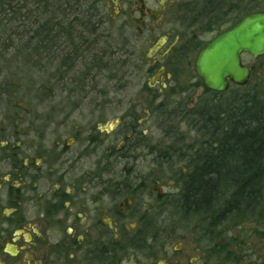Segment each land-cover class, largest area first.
I'll return each instance as SVG.
<instances>
[{"label": "flooded vegetation", "instance_id": "af4514ba", "mask_svg": "<svg viewBox=\"0 0 264 264\" xmlns=\"http://www.w3.org/2000/svg\"><path fill=\"white\" fill-rule=\"evenodd\" d=\"M96 1L106 5L105 12L113 11L112 24L121 20L118 39L126 46L150 44L141 60L129 56L149 78L142 89L147 97L138 103L148 108L145 118L135 113L111 120L121 121L111 132L100 130L111 121L88 130L73 123L84 101L55 99L50 89L34 91L38 103H48L36 113L32 107L7 112L0 120V264H264L261 200L240 212L198 216L183 182L160 184L131 174L144 162L154 169L168 162L184 165L177 167L182 170L195 165L179 162L189 154L175 156L164 148L172 142L164 129L173 116L162 113L171 105L194 107L204 88L191 68L190 55L199 48L192 42L196 35L189 36L193 28L174 29L175 0ZM186 36L192 39L188 44L182 41ZM50 42L44 53L59 59ZM248 67L253 76L255 68ZM61 68L68 70V64ZM190 68L194 81L181 82V73ZM7 92L1 91L0 99ZM145 120L159 124L160 141L141 129ZM177 187L178 192L165 191ZM239 213L246 215L242 225L225 222ZM190 218L196 220L192 227L185 223ZM198 218L207 226H199Z\"/></svg>", "mask_w": 264, "mask_h": 264}, {"label": "rangeland", "instance_id": "374dc122", "mask_svg": "<svg viewBox=\"0 0 264 264\" xmlns=\"http://www.w3.org/2000/svg\"><path fill=\"white\" fill-rule=\"evenodd\" d=\"M175 2L172 14V18L175 21L174 29L179 33L184 29L183 26H186L185 29L189 28V26V29L193 28V32H190L189 36L196 35L194 41L188 36L183 38L182 41L183 43L188 44L189 42H187V40L190 38L192 42L199 46V48L197 47L195 52L190 55L192 69H196L195 65L198 54L208 42H210L218 33L228 29L238 20L248 15L238 12L235 16L231 17L228 12L229 7L233 6L238 8V11L242 10L244 12V9L245 7L247 8L248 4L254 3L260 4V10H264V0H213L211 6L203 0H175ZM103 3H106V0H104ZM83 4H86L85 1H83ZM104 7H106V5L102 4V6L99 5L98 8L102 10ZM85 11H87V9L83 12ZM102 11L105 12V9ZM200 11L206 13L209 12V14L213 16L210 19L213 21V24L218 21V24L225 23L226 25L224 24V27L215 28L213 31H203L204 29H207L206 23H208V20H206V23L195 21L196 16ZM211 12H213V14ZM34 13L35 12H33V14ZM30 14V11L27 10L23 11L20 15H17L18 17H16L13 12H10V14L5 17L7 20L4 18H2L3 20H0V84H2V88L0 86V92L6 91V89L8 90L7 95L4 93V96L0 99V120L7 115V112L13 114L17 111V107H19L18 110H25V108L30 109V107H32V111L34 110L33 112L36 113L39 110L40 105L47 106L48 103H38L40 97L36 96L37 93L36 95L34 93L35 90L42 93L46 89V93H48V89H50L51 94L54 92L56 93L55 97L53 96L55 99L70 98L79 102L84 101L85 107H83V110H80V112L75 114L77 116L73 117V123L82 125L86 124L88 130L96 129L98 125H104L106 122L114 120L117 117H125L135 113L145 118L143 110L147 107H141L138 103L143 97H147V94L142 89L146 86L145 84L148 83L149 78L146 74L138 72L135 68V63H127L124 70H120L118 64L122 65L123 62L127 60L126 57L128 54L130 55L132 53L138 55L136 61L141 60L145 50H147L150 44L145 40L141 41L137 47H135V50L130 48L129 45L126 46L120 38L118 39V33H120L121 30L117 27H120L121 20L114 24H112L111 21H106V23H103L99 27V36H102L99 45L93 43V40L95 39H88V41H86L85 39H80V37L77 38L76 35L72 37L76 44L79 41L78 44L81 45V51L83 53L80 50H77V53L81 52L84 56L83 58L76 59L67 58L68 60H66V63L68 64V70L64 71L61 68L64 65L62 58L53 59L49 57L48 54L44 53L45 50H41V47L40 50H38L39 44L42 45L40 43L42 34H39V31L42 30V28L40 27L39 29L38 26H43L44 20H40V18L35 19L38 17L36 13L35 17H31ZM105 15L107 16L106 19L111 18L113 11H106ZM226 15H228V17H226ZM234 18L237 19L235 22L227 24L229 20ZM46 19L48 21L51 20L48 17ZM185 21L186 25H183ZM22 23L28 27H25ZM220 28H222L221 31L219 30ZM37 36L41 37L38 39ZM110 36L119 41V44L115 45L113 42L115 39L112 40ZM65 41L63 40L61 41V44L59 43V45L63 44V49L67 48V45L70 44L67 38ZM82 41L87 42V44L81 43ZM101 41L104 45L101 44ZM109 43L114 46H110ZM72 48L75 51L74 43ZM103 51L106 53V58L101 54ZM111 51L113 55L109 56ZM77 56L79 55H76V57ZM109 59L110 66H114V70L106 73L99 71L100 67L105 65L104 60ZM242 61L245 65L253 66L255 68L248 87L255 88L262 92L261 94H264V57L253 59L249 55H243ZM191 68L189 73L188 70L181 73L185 76L182 77L181 82L189 84L194 81V77L190 73ZM89 69H91V72H89ZM113 73L119 75V78H115L114 81L111 80ZM120 78L123 79L121 82L119 81ZM75 81L76 83H74ZM240 89L239 87H231L226 92L227 95L222 96L221 103H225L228 100V97H231L233 93ZM204 95V88H200L198 97L195 99L196 104L197 101L200 102L202 100ZM98 105H102L104 108L100 107L98 109ZM173 106L174 105L166 107V111L163 112V114L166 113L168 115V113H171L175 108ZM192 106L193 105H190L189 108H192ZM70 114L72 115V112H70ZM145 121L143 123L144 126H142L141 129L150 132L149 137H153L155 142L160 141L163 134L158 127L159 124L157 126V122H153V120H149V122ZM171 126L172 125H170V127ZM171 128L175 129L174 126ZM180 128V131L177 132L178 136L174 137L172 142H168L167 146L164 147L167 148L168 152L174 151L173 149L169 150V148L172 146L176 147L179 143L174 142H178L179 138L183 139V136L186 138V146L194 147V145L191 144H193L195 140L198 141L196 134L190 131L186 124H180ZM171 163L172 162H168V165H166L165 168L154 169L149 165V162H144L145 166L142 165L141 167H136L135 170L131 171V174L133 175V178L137 176L141 179H151L158 181L160 184H167L170 181H176L177 184H180L182 183V175H179V170L181 169L177 167L185 166ZM188 172L189 170H183L184 175L188 174ZM126 174L128 173L126 172ZM126 174L125 176L121 175L120 177L126 178ZM176 174L177 177H175ZM165 191L168 193H175L178 192L179 189L177 187L174 189H166ZM262 197L263 198L257 209L264 211V194ZM255 208L256 206L253 207V209ZM196 209L197 211H200V205H197ZM213 209L214 208L209 211H212ZM203 212L206 211L202 210L198 216L204 215L205 213ZM245 216L246 215L242 213L232 215L229 219L225 220V222L227 221L233 226H239L245 221ZM200 219L198 218L199 226H207V224L202 223ZM195 221V219L190 218L185 221V223L188 222L189 227H192L195 225Z\"/></svg>", "mask_w": 264, "mask_h": 264}, {"label": "trees", "instance_id": "16d2710c", "mask_svg": "<svg viewBox=\"0 0 264 264\" xmlns=\"http://www.w3.org/2000/svg\"><path fill=\"white\" fill-rule=\"evenodd\" d=\"M83 1L86 4H83ZM203 1L210 6L213 2V0ZM259 5L248 4L244 12L231 6L228 8L230 13L228 15L232 17L238 12L250 14L259 11ZM98 7L96 0H0V20L5 19L10 12H13L16 17L27 10L30 11L31 17H35L36 13L38 17L35 19L44 20V25L38 26L39 29L42 28L39 31V34H42L40 43L44 46L41 50H47L50 41L53 40L56 50L60 52L58 57L62 58L63 64L66 65L67 58L76 59L84 56L81 54L79 41H76V44L72 39L74 35L86 41L95 39L93 43L99 45L102 36H99L97 29L101 24L110 21V18L106 19L105 12ZM86 9L87 11L83 12ZM32 11L35 13L33 14ZM47 17L51 19L49 20L51 22L46 19ZM212 17L209 12L200 11L195 21L206 23L208 20L207 29L203 30L205 32L213 31L225 24H218V21L213 24L210 20ZM236 20V18L229 20L227 24ZM219 30L221 31L222 28ZM66 38L70 44L63 49V44L59 45V43L61 44V41H65ZM113 42L115 43L116 39ZM73 43L75 51L72 48ZM81 43L87 44L84 41ZM101 44L104 45L102 41ZM109 45L114 46L110 43ZM77 50L81 52L77 53ZM101 54L106 58L105 51ZM76 55L79 56L76 57ZM110 55H113L112 51ZM129 56L128 54L127 60L122 65L118 64L120 70H124L127 63H130ZM104 61L105 65L101 66L99 71L106 73L114 70V66H110V59ZM115 78H119L117 73L112 74L111 80L114 81ZM122 80L120 78L119 81ZM200 84L204 85L202 81ZM249 85L250 83L239 88L240 90L228 97L225 103H221V98L227 95L226 92L215 93L204 86L205 95L198 104L189 109L175 107L171 113H168L173 118L166 122L168 125L164 130L167 132V139L172 141L178 136L180 124H186L198 138V141L195 140L191 144L194 147L188 146L189 150H183V147L187 145L185 136L183 139L179 138L178 142H174L179 144L176 147H170L169 150L173 149L172 153H175V156L178 152L181 155L189 154V158H178L179 162L188 160L187 162L195 164L192 169H187L188 174L184 175L181 169L179 175H182L184 193L191 196L188 204L200 205V212L202 210L208 212L212 208H214L212 211L216 212H240L246 209L245 206L248 207L257 199L263 198L264 94L255 88L248 87Z\"/></svg>", "mask_w": 264, "mask_h": 264}, {"label": "water", "instance_id": "95a60500", "mask_svg": "<svg viewBox=\"0 0 264 264\" xmlns=\"http://www.w3.org/2000/svg\"><path fill=\"white\" fill-rule=\"evenodd\" d=\"M157 50L155 47L152 51ZM243 55L264 57V10L244 16L208 42L198 55L197 74L205 87L215 93L222 94L231 85L244 87L252 69L243 64ZM120 122V119L108 122L100 130L111 132Z\"/></svg>", "mask_w": 264, "mask_h": 264}]
</instances>
